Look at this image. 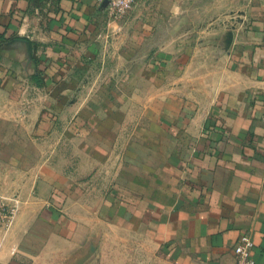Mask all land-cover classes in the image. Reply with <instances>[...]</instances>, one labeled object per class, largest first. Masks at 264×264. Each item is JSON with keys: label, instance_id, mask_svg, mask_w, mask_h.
I'll list each match as a JSON object with an SVG mask.
<instances>
[{"label": "crops", "instance_id": "0c3cea01", "mask_svg": "<svg viewBox=\"0 0 264 264\" xmlns=\"http://www.w3.org/2000/svg\"><path fill=\"white\" fill-rule=\"evenodd\" d=\"M215 4L247 6L227 78L214 60L210 84L172 73L158 84L162 69L150 60L147 77L133 74L132 86L134 103L152 104L129 115L131 127H109V111H88L84 126L78 104L63 108L60 90L42 92L68 82L63 54L77 61L94 53L93 38L113 34L108 3L0 0V203L18 202L13 221L0 224V264H104L108 239L96 241L92 220L99 204L120 218L140 217L163 264H236L244 233L264 264V0ZM202 50L222 48L217 41ZM142 85L148 90L139 97ZM143 133L165 134L167 143L142 149Z\"/></svg>", "mask_w": 264, "mask_h": 264}, {"label": "rangeland", "instance_id": "374dc122", "mask_svg": "<svg viewBox=\"0 0 264 264\" xmlns=\"http://www.w3.org/2000/svg\"><path fill=\"white\" fill-rule=\"evenodd\" d=\"M178 1L173 0V5H167L166 0H150L145 5L137 3L126 15L117 16V23L110 28L112 35L93 38V54L79 55L77 61L74 54L62 55L66 60L61 76L66 77L68 82L57 87L49 84L42 92L52 94L60 90L63 108H68L70 103L78 104V111H84L79 119L84 126L90 125V118L85 117L88 111H109L113 118L108 120L107 126H116L118 122L131 127L136 119L129 115L133 111L148 110L152 104L143 99L141 102L135 100L134 103L132 86L133 74L147 77L143 67L150 60L161 64L162 73L157 76L158 84L169 73L185 81L210 84L213 72L210 66L214 60L221 63V72L227 78L225 64L229 50L235 43L240 44L242 39L245 26L243 15L247 6H218L215 2L219 0H187V3L182 4ZM217 41L222 48L221 54L203 52L204 47L212 46ZM95 44L99 45L98 48ZM135 66L140 68L136 70ZM193 85L190 87L193 88ZM162 87L158 85L157 93L164 94ZM140 88L139 97H144L142 94H147L148 85ZM159 95L154 96L160 98ZM156 104L160 108L164 107V101H156ZM118 110L124 111V118L114 116L113 113ZM160 121L162 125L159 126L166 124L165 118L158 119ZM144 125L146 122L142 119L141 126ZM119 136L114 143L118 142ZM147 136L144 133L140 135L142 149L153 144L163 148L167 143L165 134L151 140L145 139ZM128 141L133 142L132 138H128ZM92 220L97 228L94 233L96 241L102 233L108 239L107 260L104 264H163L162 255L154 246L140 217L120 218L109 210L102 211L99 204ZM100 222L108 223V229L102 230Z\"/></svg>", "mask_w": 264, "mask_h": 264}, {"label": "built area", "instance_id": "2783aa9c", "mask_svg": "<svg viewBox=\"0 0 264 264\" xmlns=\"http://www.w3.org/2000/svg\"><path fill=\"white\" fill-rule=\"evenodd\" d=\"M108 3L116 16L126 15L134 8L138 0H101ZM18 210V202L8 205L0 203V224H10ZM254 238L249 233H244L235 243L234 250L237 255L236 264H258L252 255Z\"/></svg>", "mask_w": 264, "mask_h": 264}, {"label": "trees", "instance_id": "16d2710c", "mask_svg": "<svg viewBox=\"0 0 264 264\" xmlns=\"http://www.w3.org/2000/svg\"><path fill=\"white\" fill-rule=\"evenodd\" d=\"M38 78V77H37Z\"/></svg>", "mask_w": 264, "mask_h": 264}]
</instances>
